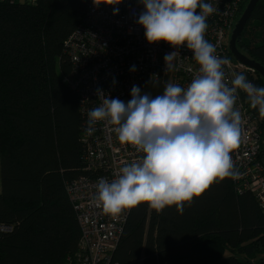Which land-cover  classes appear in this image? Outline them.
Segmentation results:
<instances>
[{"label": "trees", "instance_id": "trees-1", "mask_svg": "<svg viewBox=\"0 0 264 264\" xmlns=\"http://www.w3.org/2000/svg\"><path fill=\"white\" fill-rule=\"evenodd\" d=\"M89 2L0 1V226L8 228L0 232V264H77L80 230L66 185L88 173L85 118L69 85L74 69L65 42ZM248 2L241 0L238 17ZM236 46L264 68V0ZM251 80L264 87L257 73ZM136 86L152 96L164 90L160 81ZM259 157L263 163L262 151ZM112 260L264 264V210L249 192L238 193L233 178L213 183L182 215L175 205L157 213L140 204L130 210Z\"/></svg>", "mask_w": 264, "mask_h": 264}, {"label": "clouds", "instance_id": "clouds-1", "mask_svg": "<svg viewBox=\"0 0 264 264\" xmlns=\"http://www.w3.org/2000/svg\"><path fill=\"white\" fill-rule=\"evenodd\" d=\"M122 0H93L115 6ZM143 11L136 21L149 44L165 42L174 51L164 56L165 72L175 69L180 49L191 50L198 73L186 88L167 82L162 94L152 96L133 85L124 102L96 90L101 103L88 112L87 133L99 122L114 126L122 144L142 153L122 166L111 181L99 178L94 203L118 217L140 204L157 213L175 205L183 214L185 204L201 196L213 183L237 178L231 153L241 143L243 118L236 107L239 92L264 119V87L255 86L242 73L225 66L231 61L216 54L205 39L207 19L218 9L208 0H139ZM114 8L113 14H117ZM130 71H136L133 66ZM159 77L158 75H153ZM152 76V77H153ZM151 82V81H150ZM115 83V81H113Z\"/></svg>", "mask_w": 264, "mask_h": 264}, {"label": "built area", "instance_id": "built-area-1", "mask_svg": "<svg viewBox=\"0 0 264 264\" xmlns=\"http://www.w3.org/2000/svg\"><path fill=\"white\" fill-rule=\"evenodd\" d=\"M0 1L30 5L37 2ZM208 2L218 10L207 19L205 39L216 46L218 56L231 61V66L224 68L227 79H232L233 72L242 73L253 83L251 79H255L256 72L232 61L228 48L231 32L239 19L237 10L241 0ZM114 8L119 9L115 15ZM143 10L139 0H122L115 6L103 3L97 6L90 0L82 24L65 42L74 69L69 85L78 98L80 112L85 118L81 140L86 150L84 170L88 173L66 185L80 230L77 264H118L112 260V255L130 210L113 217L97 207L94 203L96 184L101 177L111 181L122 166L137 161L142 155L134 147L120 143L114 126L105 122H99L95 131L88 135V112L101 103L96 90H102L109 98L121 100L133 85L146 81H160L164 87L170 81L186 88L199 70L192 51L184 47L173 62L175 69L164 71L163 58L175 49L165 42H147L143 27L136 23ZM133 66L136 68L134 72L130 71ZM249 74L252 78H249ZM236 107L241 112L244 131L239 147L231 153L239 173L233 182L238 193L249 192L264 210V165L259 157L264 134L262 119L257 110L249 106L242 91L239 92ZM6 231L8 228L0 226V232ZM135 264H141V260Z\"/></svg>", "mask_w": 264, "mask_h": 264}, {"label": "water", "instance_id": "water-1", "mask_svg": "<svg viewBox=\"0 0 264 264\" xmlns=\"http://www.w3.org/2000/svg\"><path fill=\"white\" fill-rule=\"evenodd\" d=\"M258 0H249L247 3L244 11L242 12L241 16L237 20L236 24L234 25V28L231 32L229 42H228V48H229V53L232 56V58L237 61L238 63L244 65L245 67H248L252 70H254L258 75L261 76V78L264 80V68L257 63L254 60L249 59L246 57L244 54H242L238 49H237V40L240 37L243 28L248 21L250 14L252 10L254 9L256 3ZM262 158H263V163H264V142L262 145Z\"/></svg>", "mask_w": 264, "mask_h": 264}, {"label": "rangeland", "instance_id": "rangeland-1", "mask_svg": "<svg viewBox=\"0 0 264 264\" xmlns=\"http://www.w3.org/2000/svg\"><path fill=\"white\" fill-rule=\"evenodd\" d=\"M249 78H252L250 74H249ZM254 78H255V77H254Z\"/></svg>", "mask_w": 264, "mask_h": 264}, {"label": "crops", "instance_id": "crops-1", "mask_svg": "<svg viewBox=\"0 0 264 264\" xmlns=\"http://www.w3.org/2000/svg\"><path fill=\"white\" fill-rule=\"evenodd\" d=\"M0 188H1V186H0Z\"/></svg>", "mask_w": 264, "mask_h": 264}]
</instances>
